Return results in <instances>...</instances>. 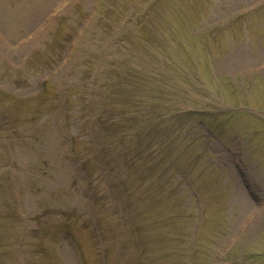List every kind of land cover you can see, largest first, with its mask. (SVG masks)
<instances>
[{
    "label": "rangeland",
    "instance_id": "rangeland-1",
    "mask_svg": "<svg viewBox=\"0 0 264 264\" xmlns=\"http://www.w3.org/2000/svg\"><path fill=\"white\" fill-rule=\"evenodd\" d=\"M253 111L264 0H0V264H264Z\"/></svg>",
    "mask_w": 264,
    "mask_h": 264
},
{
    "label": "trees",
    "instance_id": "trees-1",
    "mask_svg": "<svg viewBox=\"0 0 264 264\" xmlns=\"http://www.w3.org/2000/svg\"><path fill=\"white\" fill-rule=\"evenodd\" d=\"M180 57H183V55L181 54ZM113 74H114L113 79H115V81L117 83V88H116L115 93H114V95H115L114 98H116L119 95L120 96V99L118 100L119 101L118 104H120L121 106H123L124 107V110L126 108L127 109H126L125 112L123 110V112H121L119 114H116V120L118 118L119 119V122H117L116 124L113 125L112 134L114 135V138H115V141L116 142L123 143L125 141V139L128 138V134L131 135L132 133H134V134H136L135 135V142H136V139H137V126L139 125L140 130H143V129H145V127L143 126V124L147 122L145 120L146 119L145 116H143L142 119L139 120V117H136V115H137V112L136 111L137 110L136 111L132 110L134 108L139 109L138 108V103L139 102H135L134 101V99H135L134 98V96H135V93L134 92L136 90V85H139V83L137 81H132L131 79H130V81L127 80V79H124L125 77H123L122 74H118L117 72H115ZM123 82L126 85H122ZM111 85H112V81H109L108 84H107L108 88H111ZM113 86H115V84L112 85V87ZM2 97L5 98L6 100H8V102H17L11 96L5 97V96L2 95ZM132 101H134V102H132ZM152 110H153L152 108H149L148 109V112H149L148 118L151 117L152 112H153ZM140 111H141V109H139V112ZM120 116H122V117L120 118ZM199 116H202V117H199ZM203 116H204L203 113L194 114V115H191L190 113H183V114L176 113V114L170 115V117H165L164 119L161 120V122L163 123V122L172 121L174 123H179L180 124V123H183L184 121H190L191 117L192 118L195 117V119L197 117H199L201 119L199 121L201 123L205 124L204 122H202L203 120L205 121V119H203L204 118ZM120 122H124V124H125V126H124L125 128H123L121 130L118 129L119 128L118 125H120ZM112 124H110V125H112ZM206 126L210 130V126H208V125H206ZM101 128L102 129H105L103 122L99 124V129H101ZM98 130H96V131H98ZM159 131L162 132V130L160 128H158L157 132L159 134V137L162 138L161 137L162 134L159 133ZM100 132H102V131L100 130ZM175 137H177V136H175ZM175 137H173V138H175ZM151 138L153 139L151 145H153V146L156 147L155 149H156V151L158 153H161L162 150H165V149L168 148V144L166 142L161 141L160 138L159 139L158 138H154L153 135L151 136ZM159 140L161 142H159ZM131 168H132V166H131ZM110 188H112V187H110Z\"/></svg>",
    "mask_w": 264,
    "mask_h": 264
}]
</instances>
